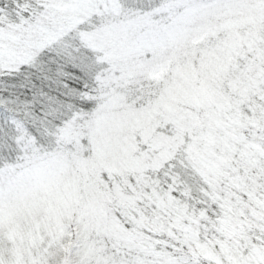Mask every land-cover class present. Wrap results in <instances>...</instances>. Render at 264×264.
Listing matches in <instances>:
<instances>
[{"label":"snow or ice","instance_id":"snow-or-ice-1","mask_svg":"<svg viewBox=\"0 0 264 264\" xmlns=\"http://www.w3.org/2000/svg\"><path fill=\"white\" fill-rule=\"evenodd\" d=\"M0 264H264V0H0Z\"/></svg>","mask_w":264,"mask_h":264}]
</instances>
